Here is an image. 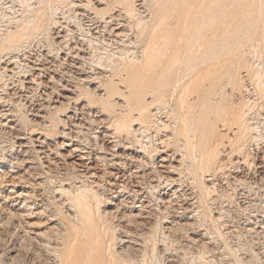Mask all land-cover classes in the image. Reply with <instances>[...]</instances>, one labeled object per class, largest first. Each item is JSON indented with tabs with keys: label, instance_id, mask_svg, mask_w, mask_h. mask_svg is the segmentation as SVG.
<instances>
[{
	"label": "rangeland",
	"instance_id": "rangeland-1",
	"mask_svg": "<svg viewBox=\"0 0 264 264\" xmlns=\"http://www.w3.org/2000/svg\"><path fill=\"white\" fill-rule=\"evenodd\" d=\"M65 1L0 0V264H264V0Z\"/></svg>",
	"mask_w": 264,
	"mask_h": 264
},
{
	"label": "bare ground",
	"instance_id": "bare-ground-1",
	"mask_svg": "<svg viewBox=\"0 0 264 264\" xmlns=\"http://www.w3.org/2000/svg\"><path fill=\"white\" fill-rule=\"evenodd\" d=\"M65 1V0H64ZM66 2V1H65ZM77 2V1H76ZM74 5H76L74 2H72ZM129 3V4H128ZM85 4H86V2H85ZM102 4V3H101ZM117 4L119 5V6H125V5H127L128 6V8H131V4H130V0H118V2H117ZM27 5V4H26ZM88 6V5H87ZM29 7V6H28ZM77 7V9H82L81 8V6H79V5H77L76 6ZM99 7V6H98ZM75 8V7H74ZM89 8V7H88ZM99 9V8H98ZM128 10V13H133L134 12V10L133 9H127ZM90 12H87V11H82L81 10V13H79V15H80V17H81V21L82 22H79V23H77V25H78V27H79V29H80V31L82 32L83 30L85 31V29H83L84 28V26H85V24L83 23V21L84 20H89V23H92L94 20L92 19V18H90L91 17V15L92 14H89ZM78 14V13H77ZM106 13H101V12H96V15H105ZM119 17V16H118ZM122 17V16H121ZM132 17V16H131ZM116 18V17H115ZM120 19V18H119ZM80 20V19H79ZM112 20V19H111ZM118 21V20H117ZM109 23H112V22H109ZM92 26H93V24H92ZM24 27V26H23ZM103 28H105V27H103ZM118 29H120V28H115V29H112V30H110V32L112 33L113 32V30H118ZM106 30V29H105ZM14 31V30H13ZM94 31H96L95 33H94ZM61 32V31H60ZM60 32H58L57 33V37L58 38H61L62 40L60 41L61 42V44H60V42H59V45H60V48L61 47H63V45H65V42L67 41V39L69 38V36L68 35H60ZM88 33H92V35L93 36H98V34H102L103 33V31H100V28L99 27H95L93 30H91V28L89 29V31H87ZM102 32V33H101ZM27 37V36H29V34L26 32V33H22V34H20V33H13V34H9L8 35V40L5 42V43H3V48L5 49V48H20V47H22L23 46V44H24V42H23V39H24V37ZM101 37V36H100ZM97 39H99V37H97ZM66 45H67V42H66ZM158 45V44H157ZM155 47V46H154ZM63 49H65V48H62V50ZM150 49L154 52V48H151L150 47ZM71 50H74V49H70V51ZM148 52V51H147ZM71 53V52H70ZM209 54V53H208ZM78 55V54H77ZM76 55V56H77ZM75 56V57H76ZM73 59V58H72ZM76 60V59H75ZM73 61V60H72ZM69 65V64H68ZM71 67H75V65H73L72 66V64L70 65ZM44 67V66H43ZM70 68V67H69ZM71 69V68H70ZM76 69V68H75ZM72 70V69H71ZM70 70V71H71ZM74 72V71H73ZM80 73V72H79ZM72 74V73H71ZM76 75V74H75ZM66 89V88H65ZM181 97V96H180ZM44 99V98H43ZM7 115V114H6ZM25 152V151H24ZM23 153V152H22ZM24 154H26V153H24ZM20 155V154H19ZM22 156V155H21ZM48 157V156H47ZM17 158V157H16ZM16 160V159H15ZM208 160V159H207ZM12 162V161H11ZM207 162H209V161H207ZM12 192V191H11ZM22 196H23V194H22ZM20 196H18V198H19ZM31 196H29V198H30ZM28 198V199H29ZM21 199V198H20ZM27 199V198H26ZM31 200H33V199H31ZM89 200V199H88ZM78 202V201H77ZM33 203V202H32ZM25 207H27V205L25 206ZM144 207V206H143Z\"/></svg>",
	"mask_w": 264,
	"mask_h": 264
}]
</instances>
